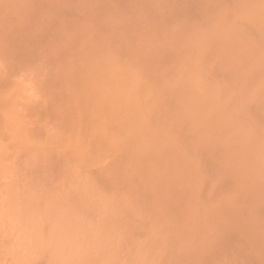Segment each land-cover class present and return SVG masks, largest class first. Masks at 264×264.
<instances>
[{
	"label": "bare ground",
	"instance_id": "6f19581e",
	"mask_svg": "<svg viewBox=\"0 0 264 264\" xmlns=\"http://www.w3.org/2000/svg\"><path fill=\"white\" fill-rule=\"evenodd\" d=\"M0 52L92 147L124 144L104 167L264 256V0H0Z\"/></svg>",
	"mask_w": 264,
	"mask_h": 264
},
{
	"label": "rangeland",
	"instance_id": "374dc122",
	"mask_svg": "<svg viewBox=\"0 0 264 264\" xmlns=\"http://www.w3.org/2000/svg\"><path fill=\"white\" fill-rule=\"evenodd\" d=\"M23 58L12 64L0 52V264H250L259 256L217 219L191 217L195 203L169 211L140 193L123 178L128 159L104 167L124 144L107 148L106 135L92 147L49 111L57 87L46 89L44 70Z\"/></svg>",
	"mask_w": 264,
	"mask_h": 264
}]
</instances>
